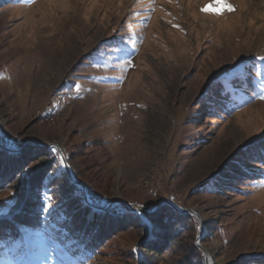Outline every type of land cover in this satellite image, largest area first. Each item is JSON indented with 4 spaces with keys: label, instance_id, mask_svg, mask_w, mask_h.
I'll use <instances>...</instances> for the list:
<instances>
[{
    "label": "rangeland",
    "instance_id": "374dc122",
    "mask_svg": "<svg viewBox=\"0 0 264 264\" xmlns=\"http://www.w3.org/2000/svg\"><path fill=\"white\" fill-rule=\"evenodd\" d=\"M214 3L0 0L3 149L14 153L11 141L48 149L0 190V221L52 164L39 192L40 227L19 224V240L0 235V264L264 257V164L254 154L264 143V0H229L235 11L220 16ZM246 77L251 89L236 86ZM146 177L149 186L139 187ZM74 181L99 213L112 201L144 205L153 227L150 215L171 206L181 233L168 252L149 256L141 247L152 226L142 222L146 229L119 228L85 252L60 227L81 194L86 204Z\"/></svg>",
    "mask_w": 264,
    "mask_h": 264
},
{
    "label": "trees",
    "instance_id": "16d2710c",
    "mask_svg": "<svg viewBox=\"0 0 264 264\" xmlns=\"http://www.w3.org/2000/svg\"><path fill=\"white\" fill-rule=\"evenodd\" d=\"M242 80L243 81L236 84V86H242L246 90L252 88V83L247 77ZM218 90L220 91L216 93L221 95L220 92H222L223 89L218 88ZM225 96H227V94ZM220 98H224V96ZM217 105H219V103ZM3 146L5 147L4 144ZM262 149H264V143L259 145L254 153L259 161L258 165L264 164V158L260 159V151H262L261 155L264 157V150ZM16 151V153L14 152L11 154L5 150H0V190L8 187L12 188L13 185L11 186V183L18 176L19 171L23 169L24 165H27L40 155H43L48 149L28 144ZM2 161L5 163H2ZM51 165L52 164L41 165V169L35 172L30 178L29 185H26V187L21 190V201L12 209L7 218L0 221L1 236L19 240L21 237L17 228L19 224L26 226V228L38 229L40 227V208L42 209L43 204L39 192L41 191V186L46 174L49 172V166ZM50 184H52V181ZM74 187L77 188L75 184ZM78 200L79 201L73 206L70 212L65 211L63 213L60 227L61 230L63 229L67 232L66 237L74 239L79 249L82 248L85 252H93V250L101 248L105 241L113 234V231L119 228L125 229L130 226H142L145 228L142 224L143 221L131 213L126 217L112 218L107 212L99 213L86 206L82 194L79 196ZM94 207L98 208L97 206ZM89 215L90 217H88ZM150 216L156 219L157 225L154 227L152 225V234L149 236L150 239L143 243L141 248L145 254L155 256L160 253L168 252L176 238L175 236L180 234L181 230L174 225L175 219L179 217V214L177 210L171 206H164L162 211L152 213ZM149 260L150 258H144L142 263H148ZM248 264H264V257L256 259Z\"/></svg>",
    "mask_w": 264,
    "mask_h": 264
},
{
    "label": "snow or ice",
    "instance_id": "6c2138e0",
    "mask_svg": "<svg viewBox=\"0 0 264 264\" xmlns=\"http://www.w3.org/2000/svg\"><path fill=\"white\" fill-rule=\"evenodd\" d=\"M212 7L215 9V11L212 13L213 15H223L224 13H232L235 11L234 6L229 3V0H215V3L212 5ZM202 11H207V9H203ZM236 75L237 76H244L246 75L243 71V68H240L237 66ZM258 87L264 89V73H261V80L257 85ZM261 99H264V95H261ZM19 145H16L14 141H11L9 144V151L15 152L19 149ZM3 148V142L0 140V149ZM264 150V149H262ZM103 210L110 215L122 218L126 217L128 214H132L140 218L147 226H152V219L148 216V213L150 209L144 205H138V206H128L122 202L119 201H112L107 203L103 206ZM163 210V209H161Z\"/></svg>",
    "mask_w": 264,
    "mask_h": 264
},
{
    "label": "bare ground",
    "instance_id": "6f19581e",
    "mask_svg": "<svg viewBox=\"0 0 264 264\" xmlns=\"http://www.w3.org/2000/svg\"><path fill=\"white\" fill-rule=\"evenodd\" d=\"M42 121L46 122L47 124H54L55 117L53 115H46L42 118ZM138 186L141 188L142 187L147 188L149 186V179L146 177L144 180H142V182Z\"/></svg>",
    "mask_w": 264,
    "mask_h": 264
},
{
    "label": "water",
    "instance_id": "95a60500",
    "mask_svg": "<svg viewBox=\"0 0 264 264\" xmlns=\"http://www.w3.org/2000/svg\"><path fill=\"white\" fill-rule=\"evenodd\" d=\"M1 138H2V131H1V129H0V140H1ZM25 146H26V145H25ZM23 147H24V146H23ZM23 147H22V148H23ZM2 150H4V149L2 148ZM74 183L79 184V183H77V182H75V181H74ZM79 185H81V184H79ZM81 186H82V188L84 189V196H85L86 205H87L88 207H90L93 211H97V212H99V210H97L96 208H94V207L91 205L90 201H89L88 198L86 197L85 187H84L83 185H81Z\"/></svg>",
    "mask_w": 264,
    "mask_h": 264
},
{
    "label": "built area",
    "instance_id": "2783aa9c",
    "mask_svg": "<svg viewBox=\"0 0 264 264\" xmlns=\"http://www.w3.org/2000/svg\"><path fill=\"white\" fill-rule=\"evenodd\" d=\"M42 114H45V113H42Z\"/></svg>",
    "mask_w": 264,
    "mask_h": 264
}]
</instances>
